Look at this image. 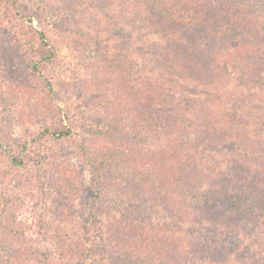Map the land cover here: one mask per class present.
I'll return each instance as SVG.
<instances>
[{
	"label": "rangeland",
	"instance_id": "374dc122",
	"mask_svg": "<svg viewBox=\"0 0 264 264\" xmlns=\"http://www.w3.org/2000/svg\"><path fill=\"white\" fill-rule=\"evenodd\" d=\"M247 1L241 0V9L248 10ZM19 2L24 9L29 6V0ZM32 2L33 27L45 32L56 60L42 68L51 82V91L30 73L34 57L29 52H22L23 56L3 54L0 59V110L4 113L0 137L7 151L20 153L28 163L15 167L8 152L0 151V264H96L73 260L75 244L84 230L82 214L89 209L95 214L93 229L98 233L101 253L112 254V261L119 259L121 264H163L149 260L141 250L131 255L122 248L115 251L110 247L113 231L121 222L180 238V247L172 251L171 264H264V220L257 221L252 213L249 219L236 217L238 206L226 207L222 200L207 205L205 200L196 202L182 189L172 194L174 187L165 183L164 176H157L156 170L166 156H171L167 141L174 138L176 129L183 135L179 142L183 143L182 150L197 152L196 143L190 144L183 130H195L202 122L198 146L207 154L212 142L227 145L226 138L232 133L224 129L235 126L244 134L239 140L237 134L235 152L229 147L223 150L225 155H232L231 167L223 164L224 156L215 154L216 159L209 165L217 173L211 184L216 193L204 187L203 195L233 190L241 184L235 182L251 186L253 192L264 188V120L257 113L262 106V96L257 94L264 90V71L257 84L246 83L241 72L249 69L248 59L235 65L228 63L230 54L236 55L233 58L241 54L247 58L255 51L264 54V25L257 22L254 33L252 29L246 31H251L247 38L254 43L241 52L221 38L203 39V43L212 41L215 50L223 53L215 57L207 50V59L214 67L229 70L232 80L229 86L211 91L212 97L204 102L180 99L175 103L179 111L172 107L169 96L167 102L159 104L167 115L185 119V125L170 123L166 129L154 132L148 125L145 134L137 129L126 136L113 118H106V107L115 99L126 112L122 124L131 123L133 118L127 115L134 107L131 102L140 96L141 87H150L146 80L142 85L136 73L141 62L147 73L156 69L149 53L156 38L142 36L136 24L137 15L141 17V11L136 10L142 0ZM261 2L264 10V0ZM4 38L7 40V36ZM257 59L264 61V55ZM101 81L113 89L119 83L122 89L112 97H97L94 84ZM181 83L191 91L204 88L191 80ZM98 122L105 124L100 125L104 133L99 139L91 135ZM61 126L72 130L68 138L58 140L43 133ZM112 141L116 143L110 145ZM179 159L182 165L188 162L185 154ZM175 168L178 175L180 167ZM177 184L181 187L179 181ZM162 191L171 196L176 205L173 210L156 198ZM182 202L185 208L180 206ZM217 214L234 221L217 223ZM121 232L126 237L132 235L127 230Z\"/></svg>",
	"mask_w": 264,
	"mask_h": 264
},
{
	"label": "trees",
	"instance_id": "16d2710c",
	"mask_svg": "<svg viewBox=\"0 0 264 264\" xmlns=\"http://www.w3.org/2000/svg\"><path fill=\"white\" fill-rule=\"evenodd\" d=\"M261 1L254 0L253 2L252 0H248V10H244L238 5L241 3V0H142V3L140 2L141 4L136 10V12L138 10L141 11V17H138L136 14V24H138V30H140L142 36L152 35L156 38L149 52L152 57L151 63H154L156 69L150 70L147 73L143 62H141L140 71L136 72L139 73L142 85L145 84L146 80L147 86L150 87H141L140 96L131 102L134 107L127 112V115L129 114L133 118L131 123L128 121L127 124H122L125 121L126 112L121 104L115 102V99L110 100L107 104L106 110L108 114L106 118L110 120L113 118L118 126V130L122 128L126 136L134 134L137 129L141 131V134H145L143 131H147L148 125L151 126L152 131L166 129L170 123L173 125H185V119L181 120L177 115H167L160 109L161 106L159 104L164 100L167 102L169 96L172 100V107L176 111H179L180 109L176 108L178 106L175 103H178L180 99L204 102L205 99L212 97L209 95L211 91L217 92V90L229 86L232 80L231 72L214 67L207 59L206 52L210 50L213 56H222L223 53L215 50L212 42L220 38L223 40V43L235 45L240 49V52L245 47L251 46L254 42L251 41V37L247 38V36L251 35V31L248 33L246 31L252 29L254 33L253 26L257 22L264 25V21L261 22V19L264 17ZM242 3L245 2L243 1ZM32 4V0H29V6H26V9H24V5L19 0H0V59L3 54L11 53L14 56H23L22 52H29L28 55L34 57L29 64L30 73L41 79L46 88L52 91L51 82L44 75L42 68H48L56 60V52L49 44L45 32L33 27L32 13L35 12V9ZM4 36H7V40ZM209 36L212 41L208 40L209 44L203 43V39ZM258 44H261V41ZM32 49L34 51L31 53ZM255 52H252L253 55L247 56V58L243 54H241L242 57L233 58L236 55L231 54L228 57V63L234 65L236 62H243V60L247 61L248 59L246 67H249V69H244L241 72V77L245 79L246 83L252 81L254 84H257V80L260 79V72L264 71V61L257 59L264 54ZM137 57L139 58V56ZM252 59L254 60L251 61ZM152 74L154 75L153 80L150 79V75ZM189 80L200 83L204 88H196L195 91H191L181 83V81ZM94 87L96 96H100L101 98L104 95L107 97V94L112 97L113 93L122 89L119 83L114 84L113 89L108 88L105 82L102 81L94 84ZM257 96L263 97V99L262 97L260 99L262 106L257 108V113L261 114L260 118L262 117L264 120V90L258 93ZM3 116L4 113L0 110V126H2ZM234 119L236 118H231V120ZM100 125L104 126L105 124L98 122L95 125L96 129L94 126L95 130L91 134L98 139L104 133ZM188 129H184L183 131L186 137H190V144L196 143L197 152H192L190 148L185 151L182 150L183 143L179 144V142L182 140L183 135L180 134L181 131L179 129H176L174 138L167 141L168 150L172 157L170 155L166 156L161 165L156 168L158 172L157 176H164L165 183H168L167 185L170 187H174L171 193H177L179 189H182L185 191V194L195 197L196 202L205 200L207 205H215L218 200H222L224 201L222 204L226 207L230 205H233V207H236L235 205L238 206L236 210H239V215L235 214L236 217L240 216V218L249 219L248 215L252 213L257 215V221L264 220V188L253 192L250 189L251 186L245 185L244 187L243 182H235L241 184L234 187L233 190L226 188L221 194L203 195L204 187L216 193L215 185H211L214 182V173L217 175L214 168L210 166L213 159H216L214 155L220 154L224 156V158L221 157L224 161L223 164L226 168L231 167L230 164L232 162L230 160L233 159L232 155H225L223 150L229 147V150L234 151L237 148L236 141H234L237 138V134L239 140V137H243L244 132L237 130L235 126L224 129V131L232 133L226 138L225 144L227 143V145L221 142L220 146V144L212 142L209 152L204 154V151L199 149L198 146L202 140V122L199 126L197 125L196 131ZM71 131L69 127L61 126L46 129L43 133L59 140L68 138L71 135ZM214 133H217L216 130ZM212 137H214V134H212ZM165 138L168 137L165 136ZM231 138L233 142L230 143ZM115 143V141H112L109 144L113 145ZM4 150L6 153L8 152L13 166L25 167L28 165L24 159L25 156L10 150L7 151V146L0 137V151ZM183 154L188 158V162L182 165L179 158ZM175 166L180 167L178 175H175L177 172ZM60 172L63 173V168H60ZM230 173L231 171L229 175H232ZM178 181L181 187L178 186ZM91 193L93 192L91 191ZM156 198L162 199L170 207L169 209L173 210L176 206L171 196L165 194L163 191ZM182 203L180 206L185 208L186 203ZM225 216V214L223 216L217 214V223L230 224L234 221L230 216L223 219L222 217ZM82 220L84 222V230L77 240L78 244H75L76 251L73 253V260L81 261L85 259L86 261L91 260L96 264H117L116 262L119 259H113L112 261V258L109 256H113L112 254L103 255L101 253L103 252V248L97 243L98 233L93 229L95 223L94 211L89 209L83 213ZM129 226L130 224L121 222L119 227H117L118 230L113 231L114 233L118 232L115 235L113 233L112 238H110V244H112L110 247L115 251H117V248H122L123 250H127L126 252H130L131 255H137L141 250L149 260L155 263L161 262L167 264L171 262L172 251L178 250V247L181 245L180 238L167 234V232H161L162 234L160 235L151 227H140L143 230L141 231L139 227ZM121 230H127L132 235L126 237L125 233L121 232ZM63 252L64 250L60 251L62 254ZM160 254L162 255V259H157L160 257ZM41 255L43 256L42 253Z\"/></svg>",
	"mask_w": 264,
	"mask_h": 264
}]
</instances>
